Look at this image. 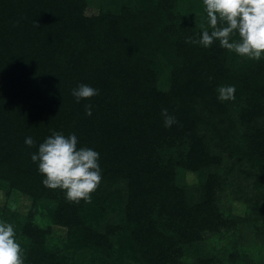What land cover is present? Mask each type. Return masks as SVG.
Listing matches in <instances>:
<instances>
[{
  "label": "trees",
  "instance_id": "1",
  "mask_svg": "<svg viewBox=\"0 0 264 264\" xmlns=\"http://www.w3.org/2000/svg\"><path fill=\"white\" fill-rule=\"evenodd\" d=\"M201 25L202 0H0V221L24 264H264V57L188 42ZM81 84L98 95L77 102ZM53 132L99 153L90 203L43 185L31 156Z\"/></svg>",
  "mask_w": 264,
  "mask_h": 264
},
{
  "label": "clouds",
  "instance_id": "2",
  "mask_svg": "<svg viewBox=\"0 0 264 264\" xmlns=\"http://www.w3.org/2000/svg\"><path fill=\"white\" fill-rule=\"evenodd\" d=\"M211 31L201 25L199 40L188 42L209 47L214 41L220 46L249 59L259 61L264 57V0H202ZM238 36V39H233ZM221 102L235 99L234 86L218 88ZM79 102L98 95V90L85 84L72 91ZM91 106H86V115L91 116ZM165 127L176 123L167 109L162 110ZM29 147L35 144L32 137L25 139ZM75 134L65 136L53 132L31 156L38 162V171L44 177L42 183L49 189L65 191L70 202L81 200L90 203L91 194L99 187L102 174L98 163L99 153L91 148H77ZM13 210L14 207H13ZM0 264H24L23 249L16 239L14 226L0 221Z\"/></svg>",
  "mask_w": 264,
  "mask_h": 264
},
{
  "label": "rangeland",
  "instance_id": "3",
  "mask_svg": "<svg viewBox=\"0 0 264 264\" xmlns=\"http://www.w3.org/2000/svg\"><path fill=\"white\" fill-rule=\"evenodd\" d=\"M96 10L97 9H95V8L89 9L88 13L97 12ZM238 180H240L242 188L247 193L246 195H252L251 197H255L256 193L253 191V185H252L253 179L252 180L249 179V180H251V182H249V180L243 179V177L238 179ZM182 181H184L188 185H193V184L198 183V178L195 175V173L187 171L185 173ZM234 192L231 191V188L229 185H225L224 188L219 191V194H218L219 205L222 207V211L224 213L229 211L231 208V209H233V213L239 214V213H242L243 210H245V208L247 207V205L244 203V201L242 202V201H239L235 198ZM9 199L10 200L8 201V203H12V201H17V195H13ZM6 201H7V198H6L3 190H0V204L4 205V203ZM223 233H226V232H223ZM224 237H225V235H222V234L208 233L206 235L207 241L204 243H205L206 247H209L211 244H214L213 247H215L216 249H218V248L222 249L221 247L226 244L222 240ZM209 242H210V244H209ZM190 261L191 260H189L188 264H191Z\"/></svg>",
  "mask_w": 264,
  "mask_h": 264
}]
</instances>
